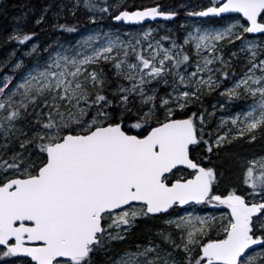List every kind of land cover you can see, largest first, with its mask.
Returning <instances> with one entry per match:
<instances>
[{"label": "snow or ice", "instance_id": "obj_1", "mask_svg": "<svg viewBox=\"0 0 264 264\" xmlns=\"http://www.w3.org/2000/svg\"><path fill=\"white\" fill-rule=\"evenodd\" d=\"M81 7L95 26L87 35L59 22ZM53 16V29L80 38L48 44L46 57L32 44L25 55L37 58L19 80L0 79V264H264V155L240 161L244 187L226 194H214L209 156L193 155L264 132V0L186 11L203 19L187 24L182 42L121 32L125 22L178 16L159 4L74 0ZM105 19L122 23L105 30ZM36 35L8 39L23 45ZM214 92L235 114L221 117L213 138V114L190 109ZM198 205L224 210L199 215ZM140 221L160 226L111 255Z\"/></svg>", "mask_w": 264, "mask_h": 264}, {"label": "trees", "instance_id": "obj_2", "mask_svg": "<svg viewBox=\"0 0 264 264\" xmlns=\"http://www.w3.org/2000/svg\"><path fill=\"white\" fill-rule=\"evenodd\" d=\"M114 1L115 0H108V3L113 4ZM73 2L74 0H0V77L7 71V68L1 67V65L9 52L14 50L15 53L19 55L22 50L28 52L32 44H38L39 56L46 57L47 54L42 50L48 44H52L57 40L63 42L79 36L77 33H66L51 27V24L55 22L53 13L59 11V4L64 3L70 7ZM131 2L132 4H129ZM49 4H55L57 7L52 8L46 14L48 23L36 26L34 23L35 19L44 12L45 6ZM156 4L162 5L164 10H175L178 12V16L172 25L176 26V36L179 39L180 27L177 25L186 17L185 12L189 9H199L207 6L209 0H128L126 4L122 6L124 8L135 10V8L154 6ZM113 12H115V9ZM59 22H67L69 24L77 25L79 33H83L85 28L92 26L88 21V13L83 7L76 12L75 16H72L70 12L66 10ZM105 22L110 24L111 21L105 19ZM17 31L21 34L36 32L37 35L34 36L32 40L21 45L14 40L10 41L8 39L10 35ZM36 58V55L25 56L22 54L20 56V59L23 62L22 69L17 70L16 76L21 75L24 71V66H31ZM236 70L240 71V68H237ZM218 99L219 97L217 93L206 95L202 98V103L198 102L196 105L191 106L190 111H208L211 107V102ZM211 124L212 122H209L205 125V133L210 132ZM259 133V135L262 134V137L264 138V132ZM208 138L209 137L205 135V139ZM238 141L240 140H233L230 145H226L224 148L220 149L218 153L215 150L211 154L207 153L203 145L194 148L193 155L195 156L197 153L208 155L209 159L203 160L204 165L214 167L216 170L218 183L214 186V194H220L221 192L226 193V190L232 189L228 186V183L230 177L234 174L235 159L237 157L242 155H253L254 153L257 154L261 151V148H257L261 143L259 140L258 142H252L251 144H240ZM201 159H203V156H201ZM197 207L200 208L201 206ZM146 240V236L141 231V227L137 225L128 235L127 240L113 245V252L111 255H116L125 248L134 246L136 243H144Z\"/></svg>", "mask_w": 264, "mask_h": 264}, {"label": "rangeland", "instance_id": "obj_3", "mask_svg": "<svg viewBox=\"0 0 264 264\" xmlns=\"http://www.w3.org/2000/svg\"><path fill=\"white\" fill-rule=\"evenodd\" d=\"M128 0H118V2L122 5L126 4ZM117 0L114 1V3H116ZM113 3V4H114ZM129 4H132L129 3ZM114 10V9H113ZM190 10V9H189ZM188 11V10H187ZM186 13V12H185ZM186 15V14H185ZM195 21H199L195 18H188V17H185L183 20H181V22L177 25L178 27H180V38L178 39L177 38V33H176V26H173V22L172 23H153V24H146L144 26H141V27H137V28H121V32H128V31H132V32H143L145 30H148V29H151L153 31V34L154 36L159 39L160 36H164V35H171V36H174L175 38H177L178 42H182V39H183V36L184 34L186 33L187 31V24H190L192 22H195ZM101 25H103L104 29L105 30H108V25L105 20L101 21L100 22ZM110 24H112L110 22ZM185 25L184 29L181 28V25ZM114 25V24H112ZM95 26L92 25L89 27L90 28H94ZM115 30V29H113ZM84 35H87V32L86 31H83ZM80 36L76 37V38H73V39H68V40H65L63 42H72L74 43L76 39H79ZM31 49V48H30ZM29 49V50H30ZM232 50H235V49H232ZM26 52H24L23 50L20 52V54H16L15 51L13 50L12 52H9L6 59L4 60V62L2 63L1 67H5L7 68V71L6 73H3L0 77V79H2L5 75H9V76H12L13 79L15 81H18L19 80V76H16V72L17 70L13 71V68H14V65L15 63L17 62H20L21 59H20V56L22 54L25 55ZM26 56V55H25ZM227 58V57H226ZM239 68V67H237ZM192 70V69H190ZM216 93V92H214ZM218 95V93H217ZM219 97V95H218ZM221 100V98L219 97L218 100H213V102H211V107L208 109V111H206L207 113H212L213 115L211 116H206L205 117V120H206V125L209 123V122H212L211 124V130L210 132L213 133V138L215 137L216 135V132L218 130V126L220 124V119L222 116H228L229 114H235V109L234 108H231V107H226V109H220L219 108V104L218 102ZM250 102V101H249ZM213 105H216V107L214 108ZM197 123H199V121L197 120ZM228 127H231V125H229ZM227 129H219L220 133L222 134L224 131H226ZM260 133L258 132L257 133V139L254 141V142H258V140L261 142L259 147L257 148H261L259 151V153H254L253 155H242V156H239L235 159V168H234V174L230 177L229 179V183H228V186L230 188H236V189H242L244 187L243 185V169L241 168L240 166V161L241 160H246V159H250V158H253V157H256V156H260V155H264V138L262 137V134L259 135ZM236 140H240L238 141L240 144L244 143V144H248V143H252V142H249L246 138L244 139H236ZM235 140V141H236ZM261 146V147H260ZM256 149V148H255ZM226 194V193H225ZM196 214H199V215H205V214H210V215H218L219 212L223 211L224 209L221 207H213L211 205H207V206H201L200 208L199 207H196ZM189 210L191 211L192 209L189 208ZM139 227H141V231L143 232V234H145L146 236V239H148L149 236L152 235V233L156 230V228L158 226H160V222L159 221H140L138 222ZM135 228V227H134ZM133 228V229H134ZM132 229V230H133ZM131 233V232H130ZM177 242H179L178 240V237H177ZM163 247L165 248H168L169 246L168 245H163Z\"/></svg>", "mask_w": 264, "mask_h": 264}, {"label": "water", "instance_id": "obj_4", "mask_svg": "<svg viewBox=\"0 0 264 264\" xmlns=\"http://www.w3.org/2000/svg\"><path fill=\"white\" fill-rule=\"evenodd\" d=\"M176 18V17H175ZM175 18L171 19V20H165L161 17L156 18L155 20H151V19H146L145 21L141 22V24H134V23H123L124 26H142L146 23H154V22H172L175 20ZM197 19H203V18H197ZM115 24H121L122 22H116V21H112Z\"/></svg>", "mask_w": 264, "mask_h": 264}]
</instances>
